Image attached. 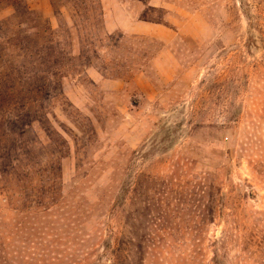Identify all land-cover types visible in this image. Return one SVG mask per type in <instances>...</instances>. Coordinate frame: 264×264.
Wrapping results in <instances>:
<instances>
[{"label":"rangeland","instance_id":"1","mask_svg":"<svg viewBox=\"0 0 264 264\" xmlns=\"http://www.w3.org/2000/svg\"><path fill=\"white\" fill-rule=\"evenodd\" d=\"M0 264H264V0H0Z\"/></svg>","mask_w":264,"mask_h":264}]
</instances>
